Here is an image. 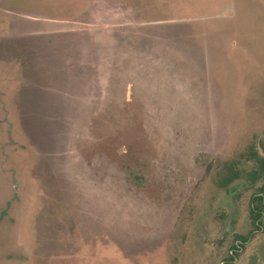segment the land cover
<instances>
[{"label": "rangeland", "instance_id": "rangeland-1", "mask_svg": "<svg viewBox=\"0 0 264 264\" xmlns=\"http://www.w3.org/2000/svg\"><path fill=\"white\" fill-rule=\"evenodd\" d=\"M259 160L264 0H0V264H264Z\"/></svg>", "mask_w": 264, "mask_h": 264}, {"label": "trees", "instance_id": "trees-1", "mask_svg": "<svg viewBox=\"0 0 264 264\" xmlns=\"http://www.w3.org/2000/svg\"><path fill=\"white\" fill-rule=\"evenodd\" d=\"M259 163L261 164L262 171L264 173V161L263 160H259ZM255 209H256V207H252V209H251V212H252L251 214H252V217H253L255 230H254V232L249 233L248 236H244V237L243 236H238L237 238H239L241 240V242H242L241 244H243V243L246 244L248 242L249 237L252 235V233L260 231L259 219L261 218V213L259 211H255ZM242 248H243V246H242ZM230 261H232V260H230Z\"/></svg>", "mask_w": 264, "mask_h": 264}]
</instances>
